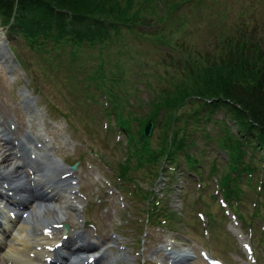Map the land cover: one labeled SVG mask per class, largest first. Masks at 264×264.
Segmentation results:
<instances>
[{
	"label": "rangeland",
	"instance_id": "374dc122",
	"mask_svg": "<svg viewBox=\"0 0 264 264\" xmlns=\"http://www.w3.org/2000/svg\"><path fill=\"white\" fill-rule=\"evenodd\" d=\"M242 23L264 44V0H187L167 30L159 34L164 42L160 51L175 54L180 50V38L200 49L210 40L225 48V39H236ZM8 30L0 21V120L10 135V147L19 143L30 161L43 163L44 173L22 169L26 181L28 176L53 177L50 164L58 170L68 169L76 177V204L67 206L64 196L61 201L72 235L77 229L71 224L83 225L93 218L89 229L97 244L95 255L97 250L109 249L119 264L126 260L130 264H174L170 255L176 256L175 264H210L202 256L206 252L217 264H264V175L254 167L260 163L259 153L253 159L241 153L245 160L234 161L232 166L237 156L230 155L220 142L227 130L229 141L237 143V126L225 111H215L210 121L183 119L178 123L182 129L176 142L183 138L184 143L169 162L164 161L165 149L158 137L164 130L162 123L172 129L176 122H164L161 111L160 122L154 123L147 136L159 158L149 161L152 163L145 169L127 167L128 156L133 164L140 159L134 153L140 145L134 137L130 141V134H141L144 125L140 120L146 122V128L147 114L162 86L157 74L166 66L162 67L161 52L155 48L161 41L152 37L151 44L147 39L152 38L127 30L112 32L101 41L48 39L46 45L51 49L47 50L18 43ZM53 44L56 46L51 47ZM124 124L132 127L129 135L131 129ZM168 146L173 147L172 143ZM76 161L79 167L75 170L72 164ZM249 164L250 169L245 167ZM224 177L234 189L238 186V194L229 203L239 217L221 204L228 192L222 187ZM44 187L42 190L47 189ZM145 190H152L149 199L144 197ZM63 194L72 196L64 189ZM45 203L51 202L41 204ZM37 204L24 211L31 234L36 229ZM5 205L0 198V215L6 216L4 209H13ZM232 226L242 230L253 255ZM64 232L62 228L57 242ZM5 239L0 234L1 243ZM0 264H6L3 251Z\"/></svg>",
	"mask_w": 264,
	"mask_h": 264
},
{
	"label": "trees",
	"instance_id": "16d2710c",
	"mask_svg": "<svg viewBox=\"0 0 264 264\" xmlns=\"http://www.w3.org/2000/svg\"><path fill=\"white\" fill-rule=\"evenodd\" d=\"M185 1L0 0V21L3 27H8L10 38L18 43L27 42L33 47L47 50L51 49L46 45L48 39L79 42L87 37L101 41L112 32L116 34L130 30L145 35L146 39L157 38L161 42L155 48L161 52L164 42L159 34L167 30L168 24L176 17L177 9ZM242 24L244 27H240L236 39L231 36L225 39V48L215 46V40H210L209 44L202 46V50L197 44H189L180 38L177 43L180 50L175 54L174 51L169 54L161 52L162 67L166 68L157 74L162 86L157 88L158 95L153 99L152 109L147 116L159 123V116L164 110L163 121L168 124L176 122L173 130L165 128L162 123L164 130L158 138L162 150L165 149L164 161H171L178 155V149L183 147V138L176 142L177 133L182 129L178 123L183 119L210 121L213 113L221 110L229 114L237 126V143L234 144L233 139L229 141L227 130L220 142L230 155L237 156L234 157L236 160L231 161L232 166L236 164L234 161L245 160L241 153L252 159L259 153L257 159L260 163L254 167L264 175V44L258 43L249 27ZM147 40L152 44L154 38ZM55 46L53 44L51 47ZM140 123L144 128L138 136L131 133V125H123L127 130L131 129L128 131V135L131 133L130 141L134 137L140 145L134 152L140 156L135 164L128 156L127 167L136 170L145 169L146 165L152 163L149 161L155 159L156 162L160 156V153L155 156L156 153L150 148L151 142L145 133L146 122L140 120ZM168 137L171 139L167 141ZM171 143L172 149L168 146ZM159 150L158 146L155 151ZM187 160L195 164L191 158ZM152 165L157 171L158 166ZM251 166L245 165L247 168ZM156 175L159 174L156 172ZM222 182L223 189H228L225 198L232 202L238 194V186L234 189L228 184L227 177Z\"/></svg>",
	"mask_w": 264,
	"mask_h": 264
},
{
	"label": "bare ground",
	"instance_id": "6f19581e",
	"mask_svg": "<svg viewBox=\"0 0 264 264\" xmlns=\"http://www.w3.org/2000/svg\"><path fill=\"white\" fill-rule=\"evenodd\" d=\"M3 123L0 120L1 190L3 192V188H5L7 193L4 194L13 198L14 206L19 207L22 211L21 217L24 211H28L34 202L38 203L33 216L36 219L34 226L36 229L33 230L34 234L28 231L30 224H27L29 227L25 223L20 224L17 228V225H15L16 222L13 219L4 218L3 222L5 224L15 225L13 230H16L15 234L11 232L9 240L0 243V251L4 253L6 264H97L99 262L103 263L104 260H108L106 264H119L120 260L118 258H111L109 249L104 251L97 250L99 254L93 256L95 254L93 249L95 247L97 248V244L91 241L93 235L89 229L90 224L86 221H84L83 225L71 224L72 228L80 231L74 235L70 231V234L63 238L61 243L57 242L56 238L60 237L61 226L67 221L66 214H64L63 210L65 206L61 205V201L64 196L67 206L73 207L76 204L73 199L77 198L76 186L73 181L76 177L70 170H58V168H52L50 164L48 168L51 167V170L54 171V176L49 179L43 174L45 168L41 169L43 163L40 160H32V163L30 161L31 156L26 153V148L24 149L19 146V143L17 145L13 144L14 147H10V135L8 136V132L4 130L5 128L3 129ZM17 147L20 148L19 151L17 153H15L16 151L13 152L12 150ZM15 154L16 156H14ZM24 167H30L34 172H43L41 173V175L43 174V178L40 176L38 179L36 177H32L31 179L28 176L26 181V174L22 171ZM12 184H15L16 187H13ZM44 185L47 186V189L42 190V188H45ZM62 189L69 192L72 196L62 195ZM1 190L0 193H2ZM10 190H12L11 194L17 192L19 196L9 195ZM44 201L51 203L42 205L41 203ZM53 234L55 237H51ZM50 238L55 239L51 241ZM111 238L115 239V237H109V239ZM106 239L107 236L103 238V241H106ZM65 248L66 250L68 249L67 254L62 252V249ZM170 256L174 259L173 263H177L175 261L176 256ZM186 260L188 259L186 258ZM124 264H130V262L126 260Z\"/></svg>",
	"mask_w": 264,
	"mask_h": 264
},
{
	"label": "water",
	"instance_id": "95a60500",
	"mask_svg": "<svg viewBox=\"0 0 264 264\" xmlns=\"http://www.w3.org/2000/svg\"><path fill=\"white\" fill-rule=\"evenodd\" d=\"M153 127H154V121L153 120H149V123L147 124L146 129H145L146 130V134L148 136H151L152 131H153ZM76 166H77V163L75 165H73V168H76ZM66 228H69V226L66 225Z\"/></svg>",
	"mask_w": 264,
	"mask_h": 264
}]
</instances>
